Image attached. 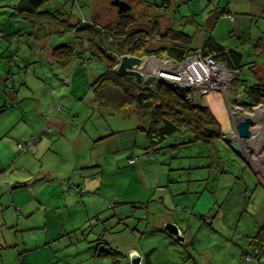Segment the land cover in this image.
Masks as SVG:
<instances>
[{"label":"rangeland","instance_id":"374dc122","mask_svg":"<svg viewBox=\"0 0 264 264\" xmlns=\"http://www.w3.org/2000/svg\"><path fill=\"white\" fill-rule=\"evenodd\" d=\"M64 1L67 2V7L71 8L75 16H80L82 19L86 16L89 20V7L93 0H62L63 4ZM129 1L134 5L130 11L134 21L129 26V30L137 31L136 28L138 30L144 28L142 30L148 34L149 47H154L152 50H156L155 43L161 40L160 37L171 38L163 36L161 32H167L171 27H174L176 34H179L178 29L192 34L194 32L192 29L198 30V26L200 33L194 37L192 44H198L199 38H204L206 32H212L220 43L243 53L244 66L239 70L237 87L235 81L237 78H235L231 91L217 93V96L223 97L225 105L229 103V113L230 104L238 103L237 95L239 100L246 99V94L243 91L245 81L249 80V83H253L257 75L264 76V65L259 67L254 64L264 62V55L261 57L257 55L258 46L255 45V41L259 38L252 31V29L257 30L258 26L264 23L262 20L256 22V18L264 15V6L248 2V0H243L244 3L235 0L231 5L234 9L232 14L235 15L237 22H233L224 15L217 20L218 23L214 28L210 27L211 30L207 31V27L196 25L204 23L205 18L201 13L208 16L211 12L222 11L228 0H172V6L163 4L162 0L158 1V6H155L156 0ZM94 2L100 6L97 10V13L100 14L98 26H105L109 30L113 29L119 14L118 7L110 0H94ZM2 7L0 10L5 9ZM82 7L86 8L85 15L81 11ZM11 12L13 11L11 10ZM9 17H12V13H8L0 19L2 50L8 49V44L16 46L19 39V37H13L8 42L5 38L6 30L2 27L8 25L9 28L11 26L16 28V25H21L20 21L22 22L21 19L17 21L18 17H15L17 22L13 21L15 19H11L13 22L10 24L11 21H7ZM36 21L47 22L43 17H38ZM48 23L55 22L48 20ZM32 25V21L27 19L25 29L29 31ZM240 26L245 33L240 30ZM81 28L78 27L76 32H80ZM51 35L53 40L51 42L48 39L46 46L41 44L39 39H31L30 42H24L23 45V50H28L32 59L33 66L29 75L32 85L38 83L37 81L44 82L45 80L48 90L51 91L53 88L55 92L58 91L55 106L60 105V111L56 109L55 111L63 118L61 130L57 131L53 125H50L52 128L46 136L52 139L54 136L59 137L61 143H56L55 148H51L43 159L30 158L27 160L31 167L29 171L32 175L34 173L33 177L40 174L42 163L47 164L50 158L54 159L52 163L54 167L69 172L75 180H78L79 175H86L88 180L93 177L94 181L98 183L97 188L93 191L89 189L90 192L85 191L89 193L88 199L80 201L72 209H86L85 204H91L93 208L104 204L107 210L102 212L104 214L102 220H105L106 225L112 228L113 233L107 234L108 239L112 238V248L125 253L131 245H136L144 255L146 264H264V252H251L250 260L247 259L248 255L245 253V250L252 249L249 243L250 236L255 235L260 226L264 224V186L256 181V175L248 167V163L238 153L231 150L222 139L215 140L213 144L186 143L187 139L192 137L190 132H185V135L169 136L162 144H154V152L152 149L148 150L150 149L148 148L149 136L145 130L148 128V117L144 118L142 124L139 122L140 119H136L135 108L130 107L124 112H115L100 105L96 99L92 83L94 78L105 70L104 61L94 54V50L98 49H90L76 58L75 69L73 66L71 70L70 65L52 62L53 56L49 50L53 46L66 43L71 38L69 33L67 31L66 33L55 32ZM106 37L108 38V32ZM110 37L108 44L105 42L107 40L104 34L96 36V45L98 44L103 49L107 48L106 52H110L109 54H115L118 60L116 67L118 68L121 57L131 52L122 53L121 51L124 52V50L116 52L122 38L119 37L120 41H117L114 35L111 39ZM111 41L116 46L115 48L111 46ZM87 46H89L88 41ZM41 51L45 52L42 59ZM11 53V50L4 52L3 54L6 56L1 59V62L3 60L6 64L7 57ZM131 54L139 55L140 53ZM148 55L140 56L147 58ZM159 56L170 55L160 54ZM14 59L12 60L14 65H27L22 61V56L16 55ZM152 66L157 67L149 63L146 65L144 70L146 74L153 71L151 70ZM16 71L18 70L16 69ZM16 76H19V73ZM38 95H40L39 92L32 90L30 96L37 97L28 99L27 102H32L34 106ZM191 95L196 102L204 104L205 97L194 92ZM207 105L209 106V104ZM210 106L212 111L218 112V119L221 123L224 125L228 123L230 116L226 110L223 111L221 106L218 109L214 103ZM55 111H45L41 114L44 117H52ZM46 121L48 122V119ZM108 125H111L110 131L118 129L120 131L116 134H121L112 140V149L106 153V159L102 160L100 156L96 155L98 149L94 146L92 136L100 128L104 129L105 127L107 130ZM45 126L39 133L36 132L38 133L36 136L44 131ZM25 131L24 128H17L16 146L9 144L10 159L15 163L4 172L14 175L13 180H18V177L21 176L26 180L27 170L23 165L27 155L31 157L33 154V151L25 153L19 146V142L28 139L23 137ZM108 148H110V144L101 150L107 151ZM57 151L62 155L63 164L55 160ZM250 154L253 152L250 151ZM131 158H135L134 162L130 161ZM262 159L264 161V157ZM92 161H96V164H91ZM93 171H96L95 175H91ZM1 173L3 174V172ZM197 177L201 178V181H195L196 183L201 182V191L208 187L207 193L211 196L213 205L215 203L213 209H208L201 214V219L195 215L197 211L193 210V203L186 202V199L193 197L192 194L186 197H182L183 195L173 196V201L165 202V197L172 194V188L177 190L175 185L181 180H193ZM96 178L100 180H96ZM71 180H63L66 183L63 188L68 189ZM190 180L186 183H189ZM4 181L0 180V182ZM181 186L184 187L183 184ZM101 188L109 197L110 201L102 195L108 201L107 206L106 200L99 196L101 194H97ZM73 189L77 190L78 188L74 186ZM22 195H19L21 200L25 198ZM36 205L33 203V207ZM170 215L174 218H167ZM34 219L36 220L38 217H34ZM119 221H121L120 224ZM169 221L178 223L184 230L187 236L185 243L180 245L175 243L172 237L165 232V224ZM19 233L24 234L22 231H17L16 235ZM26 236L36 239L39 237V233L27 232ZM25 244V241H20L19 245L15 247L18 252H24L21 256L26 255ZM4 249L6 250V248ZM121 264H130L128 258L123 257Z\"/></svg>","mask_w":264,"mask_h":264},{"label":"crops","instance_id":"0c3cea01","mask_svg":"<svg viewBox=\"0 0 264 264\" xmlns=\"http://www.w3.org/2000/svg\"><path fill=\"white\" fill-rule=\"evenodd\" d=\"M234 1L235 0H228L222 11L211 12L208 16H205V13H201L202 17L205 18L204 23H198L196 25L207 27V31L211 30L210 27L214 28L218 23L217 20L224 16V14L227 12H233L232 10L234 9L232 8L231 4ZM19 2L20 0H0V4H2L0 7L3 6L2 8H5L0 10V19L4 18L6 15H8V13H12V17H9L7 21L10 22L11 19H15V17H18L17 21H19V19L22 20V22L20 21L21 25H16V28L13 26L9 28L8 25L2 27L6 30L5 38L8 40V42L13 37H19L17 42L18 45L16 44L15 46L8 44L9 48L6 50H2V46H0V180H5L4 182H0V264H121L120 261L116 260L115 262V260L112 258L113 256L107 251V248H112V238L108 239L107 237V234L111 233L107 229L111 227H108L106 225L107 222L102 220V215H104L102 212L107 210V208L104 207V204L100 207L94 208L91 204H85L86 209H72V207L77 206V203H80V201L83 202L86 201L85 199H88L89 193L85 191H89V189L93 191V189L97 188L98 183L94 181L95 179L92 177L90 180H88L86 175H79L78 180H75L69 172L67 173L63 171L64 169L54 167L52 164L54 161L53 158H50L47 161V164L42 163L40 174L36 177H33L34 173L32 175L29 171L31 167L28 165L27 160L30 158L43 159L51 148H55L56 143H61V139L59 140V137L57 138L54 136L52 139L50 137L47 138L46 135L45 139H43V137L35 143V145L29 151L30 153L33 151L32 156L30 157L27 155V159L23 165L27 170V174L25 176L26 180L22 179V176L18 177V180H13L14 175H8L6 172H4V170L8 169L12 164L15 163V161H11L10 159L9 144L11 143L13 146H16L15 133L17 128L26 129L23 137L30 139L32 137H37L36 135L45 125V128L47 126L52 128L50 125H53L57 131L61 130L63 125V118L55 111V109L60 111L59 108L55 106L59 94L58 91L55 92L53 88L51 91L48 90L47 85H45V80L44 82L37 81L38 83L32 85L29 76L31 67L33 66L31 61L32 59L29 51L23 50L24 42H30L31 39H39L41 44L44 46L48 45V39L52 42L53 39L46 35V32L44 34L43 30L40 29V24H47L48 18L43 17L44 21L47 20V22L34 21L36 23L35 24L31 18L24 17L21 12L17 13L18 8L16 6ZM64 2L65 3L63 4L62 0H50V4L44 5L42 9L47 7L51 8L52 10H56V8H66L67 10L69 9L70 12H73L70 7H67V2ZM238 2L244 3L243 0H239ZM248 2L258 3L261 6H264V0H248ZM91 3L92 4L89 7V20L94 19L98 22L100 19V14L97 13V10H99L100 6L95 4L94 0ZM8 8H10L13 12H11V10ZM81 9L83 15H85L86 8L82 7ZM87 18L88 17L84 16V19L87 20ZM27 19L31 20L33 23L32 28L29 31L25 29ZM77 20L78 18L74 17L70 19L68 23L74 24L78 22ZM260 20L264 22V15L256 18V22ZM13 21L17 22L16 19ZM13 21H11L10 24ZM233 22H237L236 17ZM36 25H39L40 27L38 26L37 28ZM197 28L198 30L192 29L194 32H191L192 34H190L191 37H189V40H191L189 43L190 46L188 45L189 47H193L194 50L200 47L203 48L209 39H214L217 43L223 45L215 38L212 32H206L204 38H199L200 42L198 44H192L194 37L200 33L198 26ZM240 28V30L243 32L242 26H240ZM252 31L259 38V44L257 45V55L261 57L264 55V23L259 25L257 30L252 29ZM34 32L36 34H34ZM100 40L102 41V39ZM223 46H225L227 49H235L226 45ZM7 50L8 52L11 50L12 53L9 57H7V63L4 64L3 60L1 62V59L6 56V54L4 55L3 53ZM49 50L52 52V49ZM194 50L191 53H193ZM236 50L241 52L238 49ZM43 52L44 51L40 52L41 59L43 58L42 55H45V52ZM16 55H19V57L22 56V61H24L27 65H14L12 60ZM51 60L52 62L55 61L53 58H51ZM14 61L16 62L15 59ZM225 62L227 63L228 61ZM241 63L242 66H244L243 60ZM254 64H257L259 67H261V65H264V62H256ZM75 66L76 65H74L73 69H75ZM16 69L18 71H16ZM17 73H19V76H16ZM262 81L264 82V76L262 75H257L256 80L253 83H249V80L245 81V84L243 85L244 94L247 96V92L245 91V87L247 85L250 86L254 83ZM50 87L52 86L50 85ZM32 90L34 92L40 93L34 106L32 102H27L28 99L37 97L30 96ZM191 93H193V91ZM194 93L200 94L198 91H195ZM217 95L218 94L215 93L213 96H206L204 104L206 106L209 104L208 107L210 108V104L214 103L215 107L218 109L221 106L223 111L226 110L228 112L229 103H226L225 105L223 97ZM238 98L239 97L237 95L236 100H238V103H241V100ZM107 109L109 110V108ZM52 110L55 112L53 113L52 117L50 116V120L47 122V117H44L41 112ZM229 110L230 113L228 112V114L230 118L226 124H229L230 121L233 120L231 109ZM212 112L218 119V112ZM136 119H140L139 122L143 124L144 118L138 112ZM218 121L223 129L224 124L221 123L219 119ZM110 126L111 125H108V131L105 129V127L104 129L100 128L95 133H93L92 136L94 146H96L98 149L96 155L100 156L102 160H105L106 153L111 151V143L113 142L112 140L116 139L121 134H116L120 131L118 129L110 131ZM147 127H149V118L147 121ZM221 139L223 140V137ZM109 144L110 148H108L107 151L101 150ZM151 144L152 143L149 140L148 148L150 149L148 150H151L152 148L153 150L155 149V147ZM29 152L25 153L28 154ZM55 153L57 154L55 160L60 161L63 164L61 153H59V151ZM238 155H240L248 163V167H250L255 173L256 181L264 186V174L260 175L258 171L252 167V165L249 163L247 153L243 150L242 152L238 153ZM131 160H135V158H131ZM91 164H96V161H92ZM1 172H3V174ZM95 173L96 171H93L91 172V175H95ZM69 179L74 181L72 182L71 180V183L68 184V189L63 188L64 184H66L63 182V180ZM96 180L100 179L96 178ZM188 180H181L178 184H176V191L171 187L172 194L165 197V202L170 200L173 201V196L183 195L182 197H186L192 194L193 197L186 199V202L193 203L192 208L194 211H197L195 215L201 219V214H203L208 209H213L215 203L213 205L212 198L207 193L208 187H205V189L201 191V182H195L197 180L201 181L200 177H197L196 179L190 180L189 183H186ZM181 184H183L184 187H182ZM74 186H77L78 189H73ZM20 194L25 196L23 200L19 199ZM97 194H101L99 195L101 197L104 195L109 200V197L104 193L102 188ZM105 197L102 198L106 200L105 203L107 206L108 201ZM33 203L37 204L36 207H33ZM34 217H38V219L35 220ZM167 218L174 217L170 215ZM189 223L190 221L188 224ZM17 231H22L24 234L19 233L16 235ZM27 232L39 233V237L36 239L34 237H27ZM20 241H25L26 243L24 245V251L26 252L25 256H21L22 253L24 254V252L20 253L15 248L19 245ZM4 248H6V250ZM32 252H36L37 254L31 255L30 253Z\"/></svg>","mask_w":264,"mask_h":264},{"label":"trees","instance_id":"16d2710c","mask_svg":"<svg viewBox=\"0 0 264 264\" xmlns=\"http://www.w3.org/2000/svg\"><path fill=\"white\" fill-rule=\"evenodd\" d=\"M49 4L50 0H20L16 6L18 8L17 13L21 12L24 17L31 18L33 22L38 17H46L49 21L53 20L55 22L53 24L47 22V24H40L41 27L36 25L37 28L39 26L44 34L46 32V35L51 38V34L55 32L66 33L67 31L69 33L71 38L66 43L53 46L52 54L55 61L63 65H70L71 70L75 65L76 58L80 57L85 51L98 49L94 50V54L104 61L105 70L97 75L92 83L97 101L100 105L106 106L115 112H124L133 107L143 118L148 117L149 127L146 130L152 146L154 144H162L169 136H175L176 134L185 135V132H190L192 135V137L187 139L186 143L202 142L213 144L215 140L223 137L221 124L208 106L196 102L195 99L189 100L183 97L176 88L162 82L157 83L154 87L138 83L134 76L123 74L118 70L116 67L118 60L114 53L109 54L110 52H106L107 48L103 49L98 44L96 45V36L103 34L107 40L105 42L109 44L108 38L111 33V37L114 35L117 41H120L119 37L122 38L116 52L124 50V52H121L140 53L139 55L151 53L157 55L169 54L177 60H182L194 50L193 47H189L190 34L180 29H178L179 34H176L174 27L170 26L171 29L167 30V32H159L163 33V36L171 38L160 37L161 40L157 41L158 44L155 43L156 50H152L154 47L152 45V48L149 47L147 43L149 41L147 40L148 34H146L145 30H142V28H139V30L136 28L137 31L129 30V26L134 21L130 13L118 14L115 27L109 30L105 26H98L99 24L95 20H86L75 16L73 12L66 8L52 10L47 7L42 9L44 5ZM74 17L78 18V22L74 24L68 23ZM78 27H82L80 32H76ZM107 32L108 38L106 37ZM34 34L36 33L34 32ZM78 36L81 37L79 38ZM87 41L89 46H87ZM110 44L114 46L113 48L116 47L113 41ZM258 44L259 40L255 41V45L257 46ZM107 46L111 47L110 45ZM203 50L205 54H212L217 59L228 61L227 64L233 69L240 70L242 68L243 53L236 49H227L214 39H209L203 46ZM237 80L238 78L235 80L236 83ZM245 91L247 92L246 99L241 100L239 104L253 106L264 102L263 81L250 86L247 85ZM120 223L121 221H119ZM111 229L108 228L107 230L113 233ZM250 237L249 243L252 249L245 250V253L251 259V252H264V224L260 226L255 235ZM107 251L113 256L112 258L115 262L116 260H122L125 256L115 248H107Z\"/></svg>","mask_w":264,"mask_h":264},{"label":"built area","instance_id":"2783aa9c","mask_svg":"<svg viewBox=\"0 0 264 264\" xmlns=\"http://www.w3.org/2000/svg\"><path fill=\"white\" fill-rule=\"evenodd\" d=\"M224 15L235 20V15L230 12ZM147 59V65L149 63L150 65L157 66H152L151 70L153 71L151 73L189 84L192 87L191 92L198 91L203 97L231 91L233 89V82L239 75V70L229 67L224 60L217 59L212 54H205L202 47L197 48L193 53L190 52L182 60H177L172 56L160 57L157 54H150ZM191 92L187 97L189 100L194 99ZM57 108H60V105ZM230 109L234 122L231 134L232 140L239 141L243 144V150L247 153L250 164L260 175H263L264 102L253 106L231 103ZM245 116H251L254 120V124L251 125L252 134L249 138L241 137L236 127L238 117L242 118ZM47 119L50 120V116H47ZM50 130V127L47 126L39 136L30 138L24 142H19V146L23 148L24 152H29L39 139L50 133ZM249 147L250 149H248ZM250 151L253 154H250ZM133 161L131 160V162ZM248 259L250 260L249 257Z\"/></svg>","mask_w":264,"mask_h":264},{"label":"water","instance_id":"95a60500","mask_svg":"<svg viewBox=\"0 0 264 264\" xmlns=\"http://www.w3.org/2000/svg\"><path fill=\"white\" fill-rule=\"evenodd\" d=\"M114 5L119 6V12L124 13L132 8V5L125 0H115L112 2ZM148 59L144 56L134 55L131 53L124 54L118 65V70L123 74L132 75L135 77L136 81L142 85H147L154 87L157 83L162 82L169 86L176 88L183 97L187 98L192 90L191 85L184 84L176 80H172L163 77L158 74L145 73V67L147 65ZM254 124V120L251 116L238 117L237 129L241 137L249 138L252 134L251 125ZM234 127L233 120L229 124L223 125L222 134L223 141L226 145H229L230 149L240 153L243 151V144L239 141H233L232 130ZM164 229L174 236L178 241L185 243L187 241V236L181 226L174 222L169 221L165 224ZM123 253V252H122ZM124 258H128L130 264H146L145 257L136 245H131L128 251L123 253ZM121 263V260H120Z\"/></svg>","mask_w":264,"mask_h":264},{"label":"flooded vegetation","instance_id":"af4514ba","mask_svg":"<svg viewBox=\"0 0 264 264\" xmlns=\"http://www.w3.org/2000/svg\"><path fill=\"white\" fill-rule=\"evenodd\" d=\"M111 2H113V1H115V0H110ZM125 1H127L128 3H130L131 5H132V8L129 10V11H127V12H124V13H120L119 12V6H117L118 7V13L119 14H125V13H130V11L134 8V5L129 1V0H125ZM151 1H153V0H151ZM158 1L159 0H156V5H158ZM162 2H163V4L165 3L167 6H172V0H162ZM154 5H155V3H153ZM150 5V4H149ZM142 29H144V28H142ZM257 162H258V160H257ZM165 230V229H164ZM165 232H167L166 230H165ZM168 233V232H167ZM185 233V232H184ZM171 235V234H170ZM172 236V235H171ZM187 238V237H186ZM172 239L174 240V242L175 243H177V244H183L182 242H180V241H178L174 236H172Z\"/></svg>","mask_w":264,"mask_h":264}]
</instances>
